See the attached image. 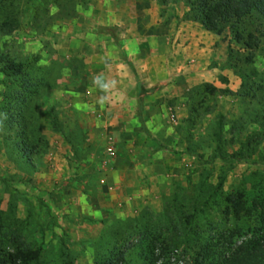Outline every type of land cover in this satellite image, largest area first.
<instances>
[{
  "label": "rangeland",
  "instance_id": "374dc122",
  "mask_svg": "<svg viewBox=\"0 0 264 264\" xmlns=\"http://www.w3.org/2000/svg\"><path fill=\"white\" fill-rule=\"evenodd\" d=\"M167 1L0 0V52L24 63L27 76L0 71V82L9 85L8 97L32 82L36 104L48 91L59 95L52 112L66 133L63 142L54 133L52 147L67 143L73 152L58 193H20L14 185L28 180H19L12 168L0 177V251L37 249L33 264H105L120 251L125 264H142L155 242L158 264H195L202 246L227 252L228 240L235 246L263 226L264 21L251 28L258 44L251 63L244 62L249 51L229 30L218 36L220 59L211 66L221 62L234 74L236 92L220 88L210 94L201 83L181 89L178 102L174 90L147 91L128 62L127 69L116 67L112 80L109 72L97 75L107 56L118 58L127 35L140 34L142 21L149 29L138 51L170 54L171 43L162 42L166 28L192 21L183 0ZM162 77L167 87L172 75ZM35 103L28 107L31 118L49 112ZM34 119L36 139L44 125ZM109 146L115 157L107 155ZM115 165L127 183L116 185L111 196L123 193V202H108L110 194L99 187L100 175ZM238 193L243 209L236 214L228 197Z\"/></svg>",
  "mask_w": 264,
  "mask_h": 264
},
{
  "label": "crops",
  "instance_id": "0c3cea01",
  "mask_svg": "<svg viewBox=\"0 0 264 264\" xmlns=\"http://www.w3.org/2000/svg\"><path fill=\"white\" fill-rule=\"evenodd\" d=\"M116 15L115 17L118 16ZM124 19H127V16H125ZM114 25H119L117 20L114 22ZM175 26L176 24H173L170 28H166V34L162 37V42L171 43L170 54H165L164 52L159 54H145L144 52L138 51L136 48V46L143 41V38H145L144 33L147 28L149 29V24L147 25V23L142 21L143 28L141 29V32H139L140 34L136 33L137 36L135 37L133 34H130V36L127 35L126 40L123 41V46L119 45L120 54H118V58L107 56L105 58V64H107V66H102V69L97 72V75L109 72L112 80L114 79L113 76L117 75L116 67L119 69H127L129 66H127L126 63L128 62L131 69L129 72L141 76L147 91L153 90L154 88L156 92L174 90L177 93L175 92L172 97H176L178 102L181 101V89L191 88L201 83L212 84L216 89L225 88L232 92H236L238 84L235 80L236 77L234 74L225 67H219L218 65H220L221 62H215L213 63V67L211 66L214 58L220 57L217 54L218 48L216 46L218 36L205 31L200 24L193 22L183 23L177 27V29ZM132 31L133 30H130L131 33H133ZM153 39L155 42L157 41L154 37ZM118 42L121 43V40ZM112 59L117 62H113ZM165 75H172V79H174L175 76H178V79H174L175 81L171 79V83L167 87H162L165 84V81L161 78ZM96 80L95 82H98L97 86H100L99 82H101V79L98 80V78H96ZM109 85H111V83ZM8 86V84L0 82V177L6 175L5 171L7 168H12L13 173H16L19 180L23 177V180H28L25 183L20 181L17 185H14L20 193H40L41 195H44V197L49 195L51 191L58 193L59 191L57 188L61 187V184L65 180L64 172L68 169V158L73 154L70 147L65 142V146L62 148L52 147V139L59 137L60 141L63 142V138L65 137L63 134L66 133L63 126H60L61 133L55 131L51 124L52 116L54 115L52 112V105H54L55 101H58L60 97L57 95L53 98V95L48 93L49 91L46 92L43 101L40 104L39 102L37 104L35 103V105L38 109L40 106L48 108L49 112L46 113V111H44L45 116L42 115L43 117H41V113H38L39 116H37L36 113L33 112L35 115L32 116L36 117V119L31 118V114L28 115L29 121L39 119V124L41 126L44 125V127L42 126V128H40V130H42L41 136L44 138L45 142L43 148L44 156L40 161H36L37 159L35 156L40 154L38 153L37 155L32 156L29 162L20 160L19 164H15L16 161L12 159L13 157H11L10 154L11 148L13 147V137L9 138L10 136L6 127L7 115L5 108L7 105L6 98L8 96ZM14 89L18 88L16 87ZM115 89L116 85L112 90L115 91ZM16 91L17 90H15L14 93ZM54 133L58 134V137L54 136ZM46 135L48 137H46ZM62 142H60V144ZM18 161L16 163H18ZM41 163L42 166L44 165L43 169L41 167L40 171H37L40 168L38 166H40ZM116 166L117 165H115V170L112 172L104 171L105 173L100 175L98 179L100 182V190L105 194H110V196L115 190L116 185L125 186L127 183L126 176L121 177L120 173L119 177H117ZM101 181H104L105 183L102 184ZM53 187H56V190H52ZM132 190L133 188H130L129 191L132 193ZM123 191L125 193V190ZM102 192L99 194H102ZM133 195L138 198L141 194L137 191L133 192ZM125 197L126 195H123V193H120L119 195L115 194L113 197H110L108 202L113 200L116 202L117 200L118 202H123L122 200H124ZM136 198L134 202H136Z\"/></svg>",
  "mask_w": 264,
  "mask_h": 264
},
{
  "label": "trees",
  "instance_id": "16d2710c",
  "mask_svg": "<svg viewBox=\"0 0 264 264\" xmlns=\"http://www.w3.org/2000/svg\"><path fill=\"white\" fill-rule=\"evenodd\" d=\"M188 8L186 19L196 22L201 27L212 34L220 36L224 31L229 30L236 44L244 47L249 54L244 58L245 63H251L254 58L252 52L257 48V37L251 28L255 25H262L264 21V0H183ZM161 6L167 4V0H158ZM232 54H228L231 60ZM26 65L17 62L9 55L0 52V71L12 78L26 76ZM27 77V76H26ZM203 87L210 94L217 91L216 88L205 84ZM15 93L7 96L6 100L10 105L9 112L6 113V127L9 138L13 137V147L10 154L14 161L23 160L29 162L31 157L39 153V148L45 146L44 138L39 135L35 139L31 129L32 120L28 118V107L35 103L32 101L36 93L35 84L24 81L18 85ZM247 96L250 93H246ZM253 97V96H252ZM264 99V98H263ZM11 103V104H10ZM12 108V110H11ZM258 115V114H257ZM259 119L264 126V109L260 113ZM241 121V120H240ZM55 131L61 132L55 115L51 120ZM65 136V134H63ZM42 144V145H41ZM21 158V159H20ZM228 202L235 208V213L242 211V199L238 193L234 198L228 197ZM261 222L263 226L257 229L252 237L242 240L234 246L232 239L229 241L227 252H217L212 250L210 245L200 248L195 257V264H264V202L259 204ZM11 240V239H10ZM155 242L148 251L149 257L142 264H158L159 256L155 252L158 249ZM233 246V247H232ZM160 247V246H159ZM166 247L160 248V252H165ZM40 251L37 249H17L0 251V264H33L38 261ZM105 264H125L123 252H115L112 257L106 260Z\"/></svg>",
  "mask_w": 264,
  "mask_h": 264
},
{
  "label": "built area",
  "instance_id": "2783aa9c",
  "mask_svg": "<svg viewBox=\"0 0 264 264\" xmlns=\"http://www.w3.org/2000/svg\"><path fill=\"white\" fill-rule=\"evenodd\" d=\"M106 153H107V155H108L110 158L115 157V150H114V148L111 147V146H109V147L106 148ZM101 183L103 184L104 181H101Z\"/></svg>",
  "mask_w": 264,
  "mask_h": 264
}]
</instances>
